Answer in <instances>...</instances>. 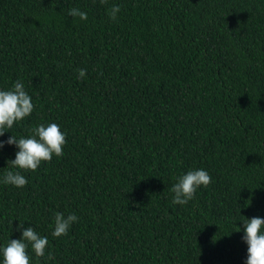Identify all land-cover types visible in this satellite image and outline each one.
<instances>
[{
	"label": "trees",
	"instance_id": "obj_1",
	"mask_svg": "<svg viewBox=\"0 0 264 264\" xmlns=\"http://www.w3.org/2000/svg\"><path fill=\"white\" fill-rule=\"evenodd\" d=\"M16 80L34 110L13 135L56 122L66 144L0 184V243L24 222L52 253L31 264H244L240 214L264 217V0H0V88ZM194 168L210 183L173 204ZM56 212L79 218L60 237Z\"/></svg>",
	"mask_w": 264,
	"mask_h": 264
},
{
	"label": "clouds",
	"instance_id": "obj_2",
	"mask_svg": "<svg viewBox=\"0 0 264 264\" xmlns=\"http://www.w3.org/2000/svg\"><path fill=\"white\" fill-rule=\"evenodd\" d=\"M103 2V0H102ZM120 11L118 4H113L108 10L110 19H117ZM72 17L86 19L87 13L80 8L70 7L67 11ZM85 69L78 70V78L85 77ZM34 110L31 95L26 91L21 80L13 82L11 88H0V136L11 132L14 125H18L24 118L30 116ZM12 133V132H11ZM66 133L56 122L40 123L29 130L28 135H10L7 140H0V149L5 144L14 145L15 157L7 161V171L0 176V184L23 187L27 178L22 170H36L42 161H49L53 155L60 156L66 144ZM10 161L11 167H8ZM211 181V176L206 169L194 168L175 177L171 186L172 203L184 205L191 200L197 189L206 187ZM240 214V209H239ZM75 213L65 215L56 212L51 224V236L66 235L73 223L78 221ZM243 222L242 240L247 245V255L244 264H264V217H246L240 214L238 219ZM237 225V224H236ZM219 226V225H218ZM238 230L241 228L237 225ZM21 235L18 239H7L0 243V264H31L28 249L36 257L51 259L49 240L46 235H41L33 226H24V222L17 225Z\"/></svg>",
	"mask_w": 264,
	"mask_h": 264
}]
</instances>
